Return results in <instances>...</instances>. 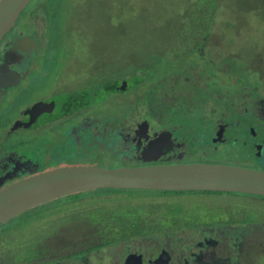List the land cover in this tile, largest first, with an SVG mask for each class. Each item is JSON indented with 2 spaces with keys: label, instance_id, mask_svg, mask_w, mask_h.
I'll return each instance as SVG.
<instances>
[{
  "label": "rangeland",
  "instance_id": "1",
  "mask_svg": "<svg viewBox=\"0 0 264 264\" xmlns=\"http://www.w3.org/2000/svg\"><path fill=\"white\" fill-rule=\"evenodd\" d=\"M209 14L212 18L210 21H208ZM55 24L59 25V49L56 48L59 52L58 57L54 56L51 64L48 62L46 67L40 65L43 63L40 58L37 62L39 66L36 68L41 71L40 76L35 77L31 82L33 85L42 82L40 86L45 89L51 87L53 91L59 89L57 102L60 106L70 91H77L75 85L87 84L85 79L98 72L109 74L112 80L130 76V82L142 76L141 80L147 78L144 82H139L141 88L142 83L144 84V88L155 80L154 72L157 70L164 74L161 80L168 86H164L168 91L162 88L161 94L167 91L176 95L177 102L182 99L187 103V106L184 102L181 107H186L184 110L171 109L165 122L167 125H177V129L184 130L185 141L191 143V147L188 148L189 153H185L183 157L174 156L167 162L188 163L201 159L206 162L248 164L251 167L264 168L263 161L252 157L251 146L253 139L264 135V115L256 116L251 109L256 103L264 104V93H262L264 0H59V17L53 20V25ZM46 69L50 70L54 77L47 74L45 78H40ZM149 70L153 71L152 75L150 74L151 78L147 74ZM224 70L228 72L225 74L220 72ZM215 73L221 75L216 80L221 86L225 84L229 86L239 100L237 101L239 105L236 106L237 110L227 105L229 116L226 120L229 126L224 135L225 140L214 147L211 144L215 126L220 122V118L227 117L222 114V109H226L222 107L224 102L216 88L205 93V103H200V89L205 90L209 87L211 76ZM184 78H187V81ZM218 82L214 83L218 84ZM184 87L187 88V93ZM134 88L135 86L131 91L128 90L129 94L120 91L103 92L101 97L110 99L108 104H99L94 109L96 123L104 117L123 119V107L126 104L123 105L122 102L134 99ZM30 92L32 94V89L27 93ZM106 107L111 110L103 113ZM144 109L145 103L139 109L133 107L129 110L130 115L125 118L139 119L143 117ZM58 114L59 110L55 109L54 115ZM69 119L74 121V116ZM161 125L156 124L155 127ZM53 129L59 131V126ZM249 132L255 136L252 137ZM78 133L81 135V139L78 140L79 149L74 150L73 134L69 132L67 136L71 150L63 148V144L60 146L63 150H59L61 139L54 131L52 139L44 143L46 146L41 144L44 150L42 148L37 150L36 164L44 169L50 162L59 160V156L63 159L68 156L74 160L81 159L87 164L106 167L131 165L126 159L114 160L119 155L116 153L112 155L110 140L102 142L104 143L102 150H105L107 155L102 154L105 151L98 153L100 149L97 148V142L103 137L101 134L98 135L97 130L90 129L88 134L80 131ZM247 134L252 139L249 144H244L242 141L249 139ZM88 141L92 143L91 146L86 147ZM204 142L208 144L203 145ZM32 144H36V141ZM196 145L203 146L199 148ZM58 150L59 153L56 152ZM199 153L203 155L197 158ZM109 156L113 159L108 160ZM110 190L97 188L78 194H85L95 199L100 207L106 204L122 205L124 202L138 199L167 198L163 194L153 195L142 189L133 191V194L123 195H112L109 193ZM213 197V195L198 194L187 196L192 200H184L183 196H177L171 198L176 203L173 210L160 203L156 207L157 211L145 215L152 218L143 230L148 229L149 232L159 230L164 219L162 214L157 215L159 212L172 213L167 219L170 223H166L173 224L171 229L181 230L185 234L195 233V235L197 228L202 225L208 226L213 221L226 223L230 218L229 213L232 214V220L244 218L246 221L252 219L253 211L256 210L257 221H264V197L256 196V199H249L234 195L233 203L224 199L225 196ZM58 199L59 197L36 205L16 218L14 224H23L24 236L20 239L21 242L39 243L44 236L39 234V229L45 216L53 218L56 214L62 213L59 207L65 205H61ZM76 204L83 205L80 201ZM86 206V204L78 206L73 211L75 213L86 211ZM229 206H232L234 211L238 207L244 209L241 212H230L227 209ZM206 208L213 210L212 215L208 214ZM219 208L224 209L223 214L215 216V210ZM122 209L128 213L134 210ZM131 216L132 214H127L123 216V220L128 221L132 219ZM72 219L63 221L65 223ZM261 223H251V229L256 230H252L246 238L243 236V227L248 229L249 225L241 224L233 229L241 232L239 245L245 243L246 246L255 247L253 250L255 254L252 253L251 258L255 259V262L261 259L257 264H264V250L255 246L261 243L264 246V224ZM253 225L255 226L252 227ZM196 238L195 236L194 239ZM65 240L66 234L61 237L62 242ZM62 248L63 244H61ZM252 249H245L244 253L247 255L240 264H248L246 259ZM9 259L10 254H5L3 261ZM102 262L101 257L96 260V264Z\"/></svg>",
  "mask_w": 264,
  "mask_h": 264
},
{
  "label": "flooded vegetation",
  "instance_id": "2",
  "mask_svg": "<svg viewBox=\"0 0 264 264\" xmlns=\"http://www.w3.org/2000/svg\"><path fill=\"white\" fill-rule=\"evenodd\" d=\"M58 17L59 0H29L20 11L13 26L0 39V190L16 181L53 167L94 165L87 164L81 159L80 161L74 160L68 156L63 159L59 156V160L50 162L44 169L40 168L35 161L38 156L37 150L43 149L41 144L46 146L44 143L48 139H52L54 131L61 139L59 150H63L64 147L71 150L67 136L69 132L73 134L72 146L74 150H77L80 147L78 140L81 139L78 132L88 134L90 129L97 130L98 135L101 134L103 137L97 142V148L100 149L98 153L101 154L102 151H105L102 150L104 147L102 142L110 140L112 155H114L113 153L119 155L114 160L126 159L131 165L171 163L167 160L174 156L183 157L185 153H189L188 148L191 147V143L185 141L184 130L177 129V125H167L165 122L171 109L184 110L186 107H181L184 102L186 106L187 103L182 99L177 102L176 95L167 92L166 87L168 86L164 85L161 80L164 74L157 70L155 71V80L148 89L147 86L143 88V83L142 88L140 83H137L134 85V99L122 102L123 105L126 104L123 107V119L104 117L98 123L95 121L94 109L99 104H108L110 99L101 97L102 93L120 91L129 94L128 90L131 91L134 87L130 82V76L128 78L124 76L120 80H112V76L100 72L88 76L85 79L87 84L75 85L77 91H70L61 106L57 102L59 89L55 91L52 87L45 89L40 86L42 82L32 84L31 80L40 76L41 71L36 69L39 66L38 60L41 58L43 63L40 65L46 67L48 62L51 64L54 56L58 57L57 53L59 52L56 48L59 49V25H53V20ZM220 72L225 74L228 71ZM47 74H51L48 69L40 78H45ZM50 76L54 77L52 74ZM220 76V74H212L209 87L205 90L200 89V103H205V93L216 88L219 97L224 102L222 107L226 109L229 104L237 110L236 106L239 105L237 102L239 100L228 85L221 86L220 82L216 80ZM184 79L187 81V78ZM123 82L125 84L121 88ZM214 82H218V84ZM83 85L86 87H82ZM162 88H166L167 91L161 94ZM30 89H32V94L31 92L27 93ZM183 89L187 93V88ZM262 93H264V88H262ZM143 103H145L143 117L132 120L125 118L130 115V109L133 107L139 109ZM151 106L154 110H151ZM55 109L59 110L58 115H54ZM251 109L256 116L264 115L263 103H256ZM110 110L111 108L106 107L103 113ZM225 112L227 114H224ZM222 114L227 117L220 118V122L216 123L211 144L214 147L217 143L225 140L224 135L229 126V122L226 120L229 116L227 109H222ZM71 116H74V121L69 119ZM156 124L162 125L155 127ZM56 126H59V131L53 129ZM218 132L222 139L214 141V138L218 137ZM249 134L252 137L255 136L250 132ZM249 134H247L249 139H244L242 143H250L252 138ZM35 141L36 144H32ZM91 143L88 141L85 146H91ZM62 144L64 146L61 149ZM204 144L208 143L204 142ZM203 145L196 146L201 148ZM251 146L252 157L264 162V135L253 139ZM163 148L168 150L161 158L150 161L142 160L143 154H149L150 151L156 153L157 149ZM59 150L56 152L59 153ZM190 150L194 151V149ZM43 152L45 153V151ZM102 154L107 155L106 151ZM201 155L203 154L199 153L197 158ZM107 159L113 158L109 156ZM195 162L206 161L198 159ZM241 165L249 166L248 164ZM109 189H111L109 193L112 195L133 194V191L139 190ZM82 191L87 190L76 192ZM142 191H148L153 195L163 194L167 198L138 199L133 202H124L122 205L106 204L104 207H100L95 199L89 198L85 194L72 195V193H76L72 192L69 193L71 197L69 194L59 196L58 201L61 205H65L59 207L62 209L60 210L62 213L56 214L53 218L45 216L39 229V234L44 236L37 244L21 242L20 239L24 236L23 224L13 223L19 215L34 206L13 215L0 223V264H96L99 257L103 258L102 264H240V261L242 263V259H245L243 257L247 255L244 253L245 249L250 250L251 248H253L252 252L246 259L248 264H257L261 260L255 262V259L251 258V254H255L253 251L255 247L246 246L245 243L239 245L238 240L241 232L233 230L241 224L249 225L248 229L242 226L243 236L246 238L249 237L252 230H256L251 229V223L263 222L264 224V221H257L256 210L253 211L252 219L246 221L244 218H242L243 220H232V214L229 213L230 218L226 223L213 221L208 226L202 225L197 228L196 235L171 229L173 224H166L170 223L167 219L172 213L169 212L157 214H162L164 218L159 230L149 232L148 229H143L151 222L152 218V216L145 217V215L157 211L156 207L160 203L173 210L176 203L171 198L177 196H183L184 200H192L187 196L198 194L213 195L214 197L225 196L224 199L233 203L232 196L234 195L249 199H256V196L263 198L264 195L214 190H177L174 193L175 190L142 189ZM171 195L172 197H169ZM78 201L83 205L76 204ZM85 204L87 205L86 211L83 210L80 213L73 211L78 206ZM231 207L227 208L230 212H241L244 209L238 207L234 211ZM122 208L134 210L132 213H128ZM92 209L95 211L92 212ZM206 210L209 215H212L213 210L209 208ZM215 211L214 215L220 216L224 209L219 208ZM127 214H132V219L124 221L123 216ZM71 218L73 219L64 223L63 220ZM65 234L66 240L62 242L61 237ZM195 236L196 239H194ZM61 244H63L62 249ZM255 246L264 250L262 243ZM95 250H98L100 254ZM5 254H10V259L7 261H3Z\"/></svg>",
  "mask_w": 264,
  "mask_h": 264
},
{
  "label": "water",
  "instance_id": "3",
  "mask_svg": "<svg viewBox=\"0 0 264 264\" xmlns=\"http://www.w3.org/2000/svg\"><path fill=\"white\" fill-rule=\"evenodd\" d=\"M29 0H0V39L13 26ZM124 82L121 88L124 87ZM220 139V132H218ZM168 149L143 154L157 160ZM95 188L151 190H214L264 195V170L215 162H181L106 167L67 165L53 167L0 190V223L30 207L59 196Z\"/></svg>",
  "mask_w": 264,
  "mask_h": 264
},
{
  "label": "trees",
  "instance_id": "4",
  "mask_svg": "<svg viewBox=\"0 0 264 264\" xmlns=\"http://www.w3.org/2000/svg\"><path fill=\"white\" fill-rule=\"evenodd\" d=\"M198 13V12H197ZM211 16V14H209V18H208V21H210V20H212V18L210 17ZM206 26H208V24L206 23ZM152 73H153V71H150L149 70V73H147V74H149L148 75V77H150L151 78V75H152ZM155 73V72H154ZM151 74V75H150ZM141 78H142V76L140 77V78H137V79H135V80H133V82H132V85L134 86L135 84H137V83H139V82H144L145 80H147V78H145L144 80H141ZM144 85V84H143ZM150 86H147V89L149 88ZM149 105V104H148ZM151 110H154L153 109V107L151 106ZM151 110H149V111H151ZM174 192H177V191H173V193ZM79 192H76V193H72V195H75V194H78ZM71 194H69V196H70ZM71 197V196H70Z\"/></svg>",
  "mask_w": 264,
  "mask_h": 264
}]
</instances>
